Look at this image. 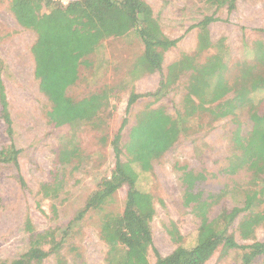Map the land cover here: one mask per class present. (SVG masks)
<instances>
[{"label":"rangeland","instance_id":"rangeland-1","mask_svg":"<svg viewBox=\"0 0 264 264\" xmlns=\"http://www.w3.org/2000/svg\"><path fill=\"white\" fill-rule=\"evenodd\" d=\"M142 1L148 6L146 16L156 18L167 37L178 39L164 52L161 71L149 73L140 69L144 46L135 28L130 27L118 36L101 40L82 56L65 52L63 35L56 36L57 26L62 21L66 23L64 18H57V23L50 22L48 29L53 28L52 32H43L49 53L34 51L38 59L35 63L32 48L41 38L38 31L20 22L12 10L13 0H0V60L3 63L0 75L12 120V134L8 135L0 117V150L13 144L19 152L18 169L13 164L0 163V264H9L28 248L27 220L35 233L55 229V239L61 238L63 232L59 228H65L74 219L101 180L111 174L115 165L112 140L121 130L123 146L129 131L137 124L139 112L144 114L150 108H161L171 117L183 112L188 70L179 72L161 96L145 94L158 89L161 77L167 74L172 63L183 54L195 52L199 32L196 24L204 16L213 14L217 18L208 26L209 36L214 44L223 39L225 48L221 54L227 63L229 84L239 73L237 63L256 64L262 69L259 55L261 47L264 48V0H236L231 11L209 0ZM32 12L36 17L48 16L52 8L46 5V0H35ZM73 18L71 15L66 20L71 23ZM215 51L213 48L202 53L197 62L202 63ZM48 57H52L59 74L50 81V90L46 91L42 81L48 80L37 75L36 65L41 63L44 67L42 61ZM74 67L73 78H67L66 70ZM131 92L145 96L138 98L126 113ZM60 97L58 102L54 101ZM251 97V111L250 105H246L234 115L217 120L207 114L191 118L187 133L152 160L150 171L140 172L137 187L151 196L153 245L161 255L169 254L178 244L192 246L196 240L200 219L184 204V172L202 173L203 179L197 180L193 187L202 196L218 194L223 189L222 197L208 211L210 219L221 209L241 207L246 197L253 198L251 214L260 213L264 219V184L248 185L250 174L244 169L239 168L232 174L225 171L236 152L233 136H246L254 122L264 125V88ZM124 118L126 122L120 129ZM62 151L67 152L63 162L60 161ZM125 158L122 154L121 159ZM18 175L24 180L23 185ZM45 182L56 184L53 195L42 194L40 189ZM234 182L239 186L234 187ZM126 191L127 186L123 185L101 209L89 208L73 222L61 249L68 264H105L107 246L99 236L101 218L106 211L122 213ZM249 215L248 210L240 212L229 227L240 245L264 241V223L248 218ZM172 224L180 235L179 242L168 233ZM47 241L43 244L46 250ZM244 251L218 245L208 252L204 264H240ZM148 260L150 264L155 262L151 250ZM41 264H55V254H49ZM252 264H264V253L256 256Z\"/></svg>","mask_w":264,"mask_h":264},{"label":"trees","instance_id":"trees-1","mask_svg":"<svg viewBox=\"0 0 264 264\" xmlns=\"http://www.w3.org/2000/svg\"><path fill=\"white\" fill-rule=\"evenodd\" d=\"M209 2L217 7L226 6L228 11H231L235 7L236 0H209ZM34 5L35 0H13L12 10L18 15L22 24L34 28L41 37L32 48L35 63L38 62L36 53L42 51L49 53L44 43L47 36L43 32L48 33L49 30L52 32L53 28L48 29L50 22H59L57 18H64L66 21L65 23L62 19V23L56 28V36L63 35L61 40L62 47L64 43L66 45L65 52H76L81 56L110 35L118 36L126 32L129 27L135 28L144 46L142 64L138 66L149 73L156 70L161 71L164 52L174 46L178 40L167 37L161 31L156 18L146 16L149 10L142 0H75L68 2L65 6L58 1L46 0V5L52 8V13L42 17H36L32 12ZM71 15L74 18L69 23L66 19L71 18ZM216 19L213 14L207 15L196 24L199 32L195 52L183 54L180 59L172 63L168 67L167 74L161 77L158 89L154 93L145 94L161 96L163 90L174 83L179 72L188 70L190 73L187 94L183 100V112L175 117H171L161 108H150L144 114L139 112L137 124L129 131L128 139L122 147L121 130L114 136L112 148L115 154V165L111 174L101 180L84 208L76 214L74 219L65 228H59V232H63L60 236L62 239H55L57 236L55 229L35 233L30 221L27 220L25 228L29 233L28 248L12 259L9 264H41L51 253L55 254V264H68L61 253L63 240L69 232L67 230L71 228L78 216H83L89 208L101 209L102 205L123 185L127 186V191L122 213L106 211L101 218L99 236L107 246L105 264H150L148 260L150 250L155 254L154 264H204L208 252L218 245H222L225 249L246 250L241 256L240 264H252L256 256L264 253V241L255 240L248 245H240L229 231L230 225L242 211L248 210L250 212L248 218L255 219L260 224L264 223L260 213L251 214L253 198L246 197L241 207H232L230 210L221 209L214 218L210 219L208 211L218 198L222 197L223 189L218 194L209 193L207 196H202L200 191H193L194 183L203 179L202 173L184 172L182 174L185 184L184 204L190 206L194 215L200 219L196 240L192 246L186 247L178 244L169 254L161 255L153 245L150 222L154 215V206L151 196L137 187L140 172L150 171L152 160L168 150L181 135L187 133L189 129L187 123L191 118L207 114L211 119L217 120L234 115L236 110L246 105H250L249 111H251L253 107L251 94L264 88L263 47L259 55L260 64L263 65L262 69H259L256 64L237 63L239 73L231 84L228 83L226 79L228 67L221 54L222 49L225 48L223 39L214 44L209 36L208 26ZM76 36L79 39H75ZM92 37L94 42H91ZM56 46H60L59 41ZM213 48L217 51L207 56L202 63L197 62L199 55ZM38 49L40 50L37 52ZM52 61V57H48L42 61L45 64L44 67L41 63L36 65L37 75H43V79L48 80L46 83L42 81L46 91L50 90L52 84L50 81L59 74L57 65ZM68 62H72V59ZM2 66L3 63L0 60V74ZM70 69L66 70L67 78H73L75 67L71 71ZM231 92V96H228ZM145 95L131 92L127 101L126 113L138 98ZM60 99L61 97L54 101L58 102ZM92 100L90 103L94 106ZM0 105V117L5 124V132L11 135L12 120L1 75ZM60 109L61 107L58 114L61 113ZM125 122L126 118L122 120L120 129ZM232 142L236 152L233 153L225 171L232 174L239 168L244 169L250 174L247 180L248 185H263L264 125L254 122L251 131L246 136L235 134ZM18 153V149L13 144L2 148L0 163H10L18 169ZM66 154V151H62L61 162ZM122 154L126 156L124 160L121 159ZM18 180L20 184H24L21 175H18ZM233 186L238 187L239 183L234 182ZM56 188L53 182H45L40 190L45 196L49 195V192L53 195ZM168 233L174 241L179 242L180 235L173 224L168 229ZM46 240H49L47 250L43 247Z\"/></svg>","mask_w":264,"mask_h":264},{"label":"built area","instance_id":"built-area-1","mask_svg":"<svg viewBox=\"0 0 264 264\" xmlns=\"http://www.w3.org/2000/svg\"><path fill=\"white\" fill-rule=\"evenodd\" d=\"M52 1H58L60 2L62 5H66L68 3V0H52Z\"/></svg>","mask_w":264,"mask_h":264}]
</instances>
